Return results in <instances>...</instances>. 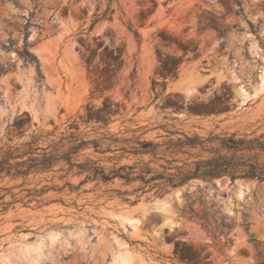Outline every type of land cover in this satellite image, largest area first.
<instances>
[{"label": "rangeland", "instance_id": "obj_1", "mask_svg": "<svg viewBox=\"0 0 264 264\" xmlns=\"http://www.w3.org/2000/svg\"><path fill=\"white\" fill-rule=\"evenodd\" d=\"M107 5L0 0V159L54 152L72 133L100 145L72 162L149 177L198 157L138 154V140L264 134V0H111L90 28ZM68 168L0 174V264H112L122 251L134 264H264V180L196 177L160 192V179L81 182Z\"/></svg>", "mask_w": 264, "mask_h": 264}, {"label": "trees", "instance_id": "obj_2", "mask_svg": "<svg viewBox=\"0 0 264 264\" xmlns=\"http://www.w3.org/2000/svg\"><path fill=\"white\" fill-rule=\"evenodd\" d=\"M106 10L97 16L91 22L90 28L105 17L109 10V3ZM136 36H138L136 34ZM62 139V142L55 148L54 152L46 151L42 148V152L38 155H31L21 161L11 162L12 159L20 157L14 154L17 149L8 150L0 159V174L5 173L10 176L27 175L31 170L44 171L50 169L54 162L65 160L69 166V170L73 167L78 169V173H86L85 178L81 181L100 180L107 182L115 177L131 181L139 179L143 183H148L152 180L160 179L158 184L160 192L165 191L168 187L182 185L188 180L196 177L212 179L228 175L232 179L241 178H257L264 180V134L255 137L238 136L236 133L230 134H213L210 133L207 137H202L197 134L187 135L181 133L176 139H168L162 144H154L151 141L138 140V154H152L154 157L159 153L157 147L164 145L163 154L168 152L170 156L178 154H187L189 157H198L192 161H182L181 165L172 166L171 163L178 161L172 157L165 159L169 166L161 165L164 169L162 173H155L146 177L153 172L150 167L144 166L137 176L132 175V166L121 165L106 171L105 167L99 165L96 160H87L83 163L72 162V155L77 153L82 147L93 144L94 150H99V142L95 139L83 140L76 138L72 133ZM29 144V143H28ZM67 146L62 150L64 146ZM197 149L198 152L206 153V157L202 158L200 154L192 153L191 150ZM124 150V149H123ZM125 151V150H124ZM31 154L32 151H27L24 154ZM161 158V157H160ZM163 159V158H162ZM174 169V172L167 171ZM69 185V184H68ZM39 190L38 192H41Z\"/></svg>", "mask_w": 264, "mask_h": 264}, {"label": "bare ground", "instance_id": "obj_3", "mask_svg": "<svg viewBox=\"0 0 264 264\" xmlns=\"http://www.w3.org/2000/svg\"><path fill=\"white\" fill-rule=\"evenodd\" d=\"M46 54V53H45ZM42 55V54H41ZM44 55V54H43ZM43 57V56H42ZM46 58V57H45ZM50 58V57H49ZM48 59V58H47ZM49 60V59H48ZM47 63V62H46ZM51 65H49L50 68ZM53 66H51L52 68ZM50 68V69H51ZM49 70V69H48ZM52 72V69L50 71V73ZM52 74V73H51ZM50 76V75H49ZM50 78V77H49ZM260 86H264V73L261 76V80H260ZM238 95L242 98V100L244 99V96H246V94L244 95V93L242 92H238ZM174 194H178V190L174 191ZM158 204L160 203V206L162 208V215H161V225L162 226H170L172 227L174 224V218L171 214L170 209L167 208V200H164L162 202H157ZM123 215V214H121ZM119 215L118 217L120 218V220L122 222H125L129 225H131L132 227L136 228V226L138 225V220L137 219H133V218H128L125 216H121ZM51 236V235H50ZM56 237V236H55ZM53 239V238H52ZM56 239V238H55ZM42 242V241H41ZM43 243V242H42ZM119 243V242H118ZM123 242H121L122 244ZM119 244V245H121ZM36 245V244H35ZM41 244H37V246L34 247V245H27L24 246L25 251H27V253H29L33 248L39 247ZM124 244H122L121 246H123ZM21 247V246H20ZM125 247V245H124ZM20 250V249H19ZM125 250V249H124ZM21 251V250H20ZM7 252V251H6ZM4 253V252H3ZM1 256V255H0ZM114 260L112 262V264H134L131 260L133 259L126 251H122L117 253L116 255L114 254ZM131 259V260H130ZM136 259V258H135ZM2 264H13L12 262V258L11 255L5 254L2 256L1 258ZM138 260H137V264H138Z\"/></svg>", "mask_w": 264, "mask_h": 264}]
</instances>
